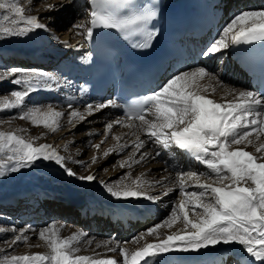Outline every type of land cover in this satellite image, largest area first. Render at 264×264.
<instances>
[{"label": "snow or ice", "instance_id": "snow-or-ice-1", "mask_svg": "<svg viewBox=\"0 0 264 264\" xmlns=\"http://www.w3.org/2000/svg\"><path fill=\"white\" fill-rule=\"evenodd\" d=\"M91 10L86 22L76 23L72 27L75 35L91 42L93 32L97 28L115 29L127 37L129 34L144 31L147 41L158 35L157 30L147 31V25L154 20L158 12L145 11L139 15L120 18L116 11L126 5L129 0H89ZM56 5L50 4L51 11ZM0 10L5 14L0 21H7L9 25L0 23V39L19 36L23 37L34 30H48V26L40 23L36 15H26L25 8L17 0H0ZM145 41L139 47H148ZM264 42V10H246L234 16L221 31L219 38L215 39L201 52L205 59L227 49L230 45H248ZM82 46V45H79ZM136 46V45H134ZM4 77H14L11 83L24 85L23 90H14L10 93L14 100H0V108L13 109L20 107L25 98L32 92L41 88L59 87L55 76L41 70H28L11 68L4 70ZM205 78L216 79L215 74L203 66L183 71L174 75L162 88L146 95L128 107H124L125 115L129 121H139V124H129L137 131H144L147 140L160 145L164 149L172 146L190 154V156L208 170L211 183L201 182L204 173L177 171L175 185L179 188V201L173 205L171 214L160 224L153 225L144 233L133 237L125 244H140L146 236L153 237V242H145L134 251L122 247L119 242L111 246L106 241L103 246L108 252L116 253L122 261L115 258H94L86 255H75L80 251L81 234H75L64 239L55 227H45L38 231V238L45 242L49 254L3 257L4 264H154V258L171 252H199L201 249L215 247L218 244H237L247 253L250 264H264V141L255 146V155L243 148H233V145L253 144L250 137L256 134L260 140L264 134V96H259L248 90L238 93L230 91L234 100L219 103L208 98V86L202 85ZM212 91H215L213 88ZM83 92V88H81ZM108 107H120L116 101L101 103H86L85 112L74 109L71 104L68 123L74 124L76 120L83 121L86 115H93ZM152 113L155 120L146 119V114ZM64 115L49 107L41 111L39 107L22 113L20 119L30 120L33 125L42 123L44 127L56 131L59 119ZM121 124L117 119L105 125L106 131L113 128V124ZM55 125V127H54ZM117 141L121 137H115ZM146 141L137 135L134 148L139 151ZM99 149L100 145L95 146ZM110 153L105 152L107 157ZM156 156L160 155L157 151ZM147 153H141L139 163L144 160ZM155 159V156L152 157ZM124 161L120 166H131ZM54 162L69 177H76L82 181L92 182L96 177L92 174L77 176L66 165V158L47 144L36 146L31 140L15 133L0 132V177L9 173H16L24 168L31 167L36 161ZM93 163L97 160L94 158ZM72 163H79L72 160ZM85 167H87L85 165ZM166 171L168 169H165ZM167 179V177L165 178ZM191 181L199 191H188L185 185ZM148 182L140 179L133 180L131 184L117 183L114 186L105 184V188L113 198H144L156 201L157 197L148 195L145 185ZM160 185L163 181H156L152 187ZM172 187L162 193L167 196ZM177 224L182 225L170 234L161 229H173ZM3 231V229H0ZM19 231L11 243L27 241L25 230ZM89 243L91 241H88ZM8 243V241H5ZM151 258V259H150Z\"/></svg>", "mask_w": 264, "mask_h": 264}, {"label": "bare ground", "instance_id": "bare-ground-1", "mask_svg": "<svg viewBox=\"0 0 264 264\" xmlns=\"http://www.w3.org/2000/svg\"><path fill=\"white\" fill-rule=\"evenodd\" d=\"M168 1L172 3L176 0ZM236 1L237 0H222V2L219 4L220 10L223 12V18L219 23V28L225 25L229 13L232 14V12H236ZM257 1L260 0H256V2ZM33 2L34 4H37L36 1L33 0ZM57 2H61L60 5L54 4L56 7L49 11L48 6ZM41 3L43 2H39L38 4L41 5ZM263 3L264 2H262L261 8H259V10H264ZM249 5L253 7L251 4ZM59 7H66V9H64V12L60 13L58 12L59 10H56ZM68 10L78 12V17L80 18L79 23L86 22L88 13L91 10V4L89 0H48L42 6H39L36 11V16L39 17L40 23L47 25L48 30L39 29L32 31L23 37L14 36L0 39V76L4 75V70L6 69L20 67L21 69L41 70L57 78L60 85L59 87L54 86L50 89L41 88L40 90L32 92L25 99H27L26 101L29 102H35L37 101L38 97V99L41 100L32 106L42 104V102L52 105L51 103L55 102L56 104H54V108L52 109L64 113V115L59 119V126L68 124V115L70 112L68 108L69 104H71L74 109H78L80 112H85V104L78 101L74 96L71 95V93L63 86L61 77H59V75L62 72L68 74L71 70L79 69V62L85 56H88L91 51L90 42L84 40V38L81 36L75 35V29L71 27L68 28V31L72 30L69 39H67L68 32L64 37L58 36L57 30H63V27H60L59 18L66 16ZM5 25H9V22L6 21ZM217 38H219L218 35L215 39ZM212 42L213 36L210 32H208L207 34L202 35L199 39L192 41L190 46L191 48L199 51L207 44L210 45ZM231 51L232 45H230L228 49H224L221 52L215 54V58H213V55L208 57L207 61L205 62L207 66L217 69L219 68L217 74H215L216 79L209 80L208 78H205L201 81L202 85H210V89L207 93H205V95L219 103H227L234 100L235 96L229 95L230 91H235L238 93L240 90H248L256 93L253 89L243 85L235 68H232L230 71L231 62L229 57ZM217 58H220L221 60V65L219 64L220 66L216 64ZM51 64H56V66L48 70V67ZM8 66H10V68H8ZM180 72L182 71H169L163 76L159 87L161 86L164 78H169L170 80L171 77ZM222 75L225 79L229 75L230 79L223 83L220 79V76ZM13 78L14 77H4L2 80H0V83L9 84L7 85V88L6 85L0 86V92L8 91L9 86H11V89L14 86L15 90L24 89V85H15L11 83ZM213 88L215 91H212ZM53 96L55 97L52 98ZM5 110L7 112L10 111V109ZM11 112L14 111L12 110ZM99 112L101 113L98 114L96 112L93 115H86V117L91 116L93 123L91 127L92 131L90 130V132L93 133V136L95 132H97V134H101L103 130L105 131L103 132L102 136L99 137V140L94 142L92 149L87 154L85 153L83 146L84 144H89L90 140L94 139L91 134L89 135L86 133L84 137L71 135L70 140H76V145H72L70 140H67L66 138L64 139V135H60V131H52L51 128L44 127V125L42 126L41 130L29 132L30 130L34 129V127L31 125H26L25 129L23 128V124L19 121L12 124V133L20 135L21 137L27 136L36 146L43 144L51 145L60 155H62L63 150L67 152L69 149H73V147L78 148L75 149L76 151L71 153V157L76 158L75 161H78L79 163L66 161L67 167L71 168L74 172H79L81 170H85L82 168V166H85L88 163L90 168L87 170V174L85 173L77 176H86L92 174L96 177V179L92 182L82 181L76 177L69 176L61 178L56 182L41 181L38 177L36 179L34 174L32 175L31 173H28L31 172L33 165L29 168H25L28 175L25 173V170H22V172L18 171L16 173H9L3 177H0V224L5 226L3 229H8L10 232H14L12 231L13 227L17 230L23 229L25 230L24 235L28 237L26 242L23 240L16 242L17 244L23 242L25 247V250L19 253L18 256L49 254V249L47 248L45 242L35 239V233H39H37V231H29L31 229H28L26 224H30L32 229L41 230L46 227L47 223L52 222L50 220H53L54 217H58V221L61 219L60 222H57L60 229L71 230L66 234H63L62 231H59L61 238L67 239L72 235L79 233L81 234L80 241H82L87 238L88 234L90 235L86 242L87 248L80 250L78 253H75V255H86L94 258H115L122 261L123 258L119 256L118 252H108L103 246L97 247V245H103V243L107 240L101 241L99 244L92 242V239H95L98 234L103 236L111 231L117 232L115 236L118 238L115 239L114 244L116 245V243L119 242L122 247H125L130 251L138 249V247L145 242H153V237L146 236V239L141 240L140 244L124 243L125 241H132L133 237L144 233L146 229H150L147 228L148 223L145 221L146 219H143L145 214L150 216L151 212L157 211L156 215H159L165 208L168 207V200L170 197L168 195L163 196L162 194H159L161 191L158 194L156 193L157 190L159 191V189H162L163 187L151 186L153 184V180H150V177L153 176L154 178V176H156V170L151 172L153 174H144L142 172L143 170L145 172V170L149 168L148 166L155 165L153 161L156 159L155 154L157 151H154L153 148V150L148 148L149 141L147 140L146 132L137 131L133 127L126 126L129 124H139V121H129L128 119L122 117L117 107H108ZM149 114L153 115L152 113ZM117 119L122 121V123H114L111 131H106V124L102 126L103 124L99 123L103 122V120H105V123L114 122ZM149 120H155V116H151ZM79 122V120H76L75 123L71 124L69 127H72ZM86 122L87 120L83 123V126H85V124H91V122ZM4 130L6 131L7 129L5 128L3 131ZM137 135H139L141 140L146 141L142 151L139 150L140 152L137 151L133 146L137 142ZM117 136L121 137L119 144L115 139ZM52 139L54 142H51ZM250 139L253 140V144H249L247 147H245L243 144L239 146L233 145V148H243L250 153L259 155V153H256L255 146L258 145L260 141L264 140H256V135H254V133ZM99 144L102 146L101 151H97L95 147ZM126 146H133L132 154H130L133 160L132 164H134V166H132L133 168L130 170V173L133 174L129 176L124 184H131L133 180L137 179L148 182L145 185V190L147 191L148 195L157 197L156 201H150L144 198L116 199L107 192L104 186L106 183L104 182L106 178L102 176L103 173L101 171L95 170L96 166L99 167L101 164L95 157L98 156L100 152L103 153V149L105 148L107 149V152L110 153L108 156H112V148H114V151L119 152ZM152 146L153 145H151V147ZM154 146H157L158 150L160 149V152H164L165 156H167L168 163L163 164L162 168H164V172H166L165 178L170 175L171 179H165L163 177L164 179L161 180L165 186L172 184V188L174 189L173 195L177 197V203L180 199L179 188L175 185L177 171L191 170L194 172L204 173V175L201 176V182L211 183V180L208 177V170L205 171V167L196 162L190 156V154L178 149L175 146H172L168 149H164L158 144H154ZM252 147L253 149H251ZM145 152L147 153V166L146 163H144L145 161H142L143 164L141 165H145V167L143 168L140 166L143 168V170H140L139 165H136V161L140 157L137 158L136 155ZM174 155L179 158V163H176L173 160ZM154 156L155 159L152 158ZM107 157L104 156L103 158ZM94 158L97 160L95 164L92 162ZM45 163H48L50 167L53 166L55 168L61 169L54 162H43L42 160L36 161L35 166L43 165ZM81 164L84 165L81 166ZM91 164L94 165L91 166ZM160 164L161 163H158L155 166L158 167ZM165 169L168 170L166 171ZM26 175L28 177H26ZM161 180L158 179L155 181ZM185 187L188 191H199V189L196 188L191 181H189ZM69 219L72 223L67 222ZM142 220H144L145 224L140 223ZM160 223L161 222H158L157 224ZM86 225H88V228L91 229V232H86ZM181 226L182 225L177 224L173 229H161V231L165 232V234H170L171 231H175ZM11 234H8V236ZM2 235L3 234L0 235V238ZM88 241L91 242L89 243ZM36 243H40L39 247L41 250L35 248ZM115 245L111 244L110 247ZM154 264H250V258L240 245L218 244L215 247L201 249L199 252H171L162 254L154 258Z\"/></svg>", "mask_w": 264, "mask_h": 264}, {"label": "rangeland", "instance_id": "rangeland-1", "mask_svg": "<svg viewBox=\"0 0 264 264\" xmlns=\"http://www.w3.org/2000/svg\"><path fill=\"white\" fill-rule=\"evenodd\" d=\"M34 1H36L37 2V4H34V2H33V0H17V2L18 3H20L21 4V6H23L24 8H25V12H26V15H36V11H37V8L39 7V6H42L44 3H46L48 0H34ZM39 2H43V3H41V5L40 4H38ZM262 2H264V0H260V1H257L256 2V0H237L236 1V12H232V14L231 13H229V15H228V17H227V20H226V23H225V25L228 23V22H230V20L236 15V13H239L240 12V10H241V12L242 11H246V10H259V8H261V4H262ZM61 3V2H60ZM60 3L59 2H57V3H53V4H59L60 5ZM241 3V4H240ZM249 4H251L253 7H251ZM255 4V5H254ZM264 4V3H263ZM249 7H251V8H249ZM68 8V7H67ZM64 9H66V7H59V8H57L56 10H59L58 12H60V13H62V12H64ZM261 10V9H260ZM5 14V12H4V10H3V12H2V10H0V16H3ZM78 12L77 11H73V10H68V13H67V15L66 16H64V17H58L60 20V27L62 26L63 27V30L62 29H59V30H57V33H58V36H60V37H64L65 35H66V33H67V39H69V36H70V33H71V31L72 30H70V31H68V28H73L72 26L74 25V24H76V23H79V20H80V18L78 17ZM66 21V22H65ZM3 24H5L6 23V21H1ZM0 22V23H1ZM61 27V28H62ZM222 31V30H221ZM221 31H220V34H221ZM219 34V35H220ZM219 35H218V37H219ZM1 45V44H0ZM1 47V46H0ZM228 49V48H227ZM221 55V54H220ZM213 58H215V56L213 55ZM221 58V57H220ZM220 58H217L216 60V64H220V62H221V60H220ZM60 59V58H59ZM58 59V60H59ZM58 62V61H57ZM221 65V64H220ZM219 65V66H220ZM54 66H56V64H51L49 67H48V70H50V69H52ZM200 66H202V65H200ZM205 66H206V64H205ZM209 67H211V66H209ZM8 68H10V66H8ZM15 68H17V69H21L20 67H15ZM213 69L212 70H215V72H212V73H214V74H217V71L219 70V68L217 69V68H214V67H212ZM218 77H219V75H218ZM166 79H169V78H164V80L162 81V84H161V86L163 85V83H164V81L166 80ZM220 79H221V81L224 83V82H227V80L228 79H230V76L228 75L227 77H226V79L223 77V75L222 76H220ZM3 85H6V88H7V85H9V84H5V83H0V86H3ZM208 85V89H210V85L209 84H206V86ZM161 86L158 88V89H160L161 88ZM220 86V85H219ZM1 88V87H0ZM15 90V87L13 86V88L11 89V86H9V88H8V91H4V92H0V96H1V98H0V100H4V99H8V100H11V95H10V93L12 92V91H14ZM19 90H21V89H19ZM6 93V94H5ZM8 95V96H7ZM7 96V97H6ZM15 98L14 97H12V100H14ZM27 99H25L24 100V102H23V104L20 106V107H18V108H16V111H15V108H13V109H10V111L9 112H7L4 108L2 109V108H0V110H1V112H0V132H5V133H9V132H11V131H13L12 130V124H14V123H17L18 121L19 122H21L22 124H23V128H25L26 129V125H31L32 127H34V129L33 130H30L29 132H35V130H41V128H42V126H43V124L42 123H40V124H38V125H33L32 124V122L30 121V120H23V119H20V115L22 114V113H26V112H28V111H30V110H32L33 108H36V107H39L40 109H41V111L43 112V111H46V109L47 108H49V107H52V108H54V104H56L55 102H53V103H51L52 105H50L49 103H47V104H45V103H43L42 102V104L43 105H40V106H29L30 104H29V101L27 102L26 101ZM43 101V100H42ZM31 108H29V107ZM60 107V106H59ZM61 108V107H60ZM5 110V111H4ZM14 111V112H11V111ZM2 113V114H1ZM98 114L99 113H101V112H97ZM97 114V115H98ZM11 116V117H10ZM151 116H153V115H150L149 114V117L147 118L148 120L151 118ZM89 119V120H88ZM10 120V121H9ZM87 120V122L86 123H88V122H91V124H85V126H83V123L85 122ZM13 121V122H12ZM105 120H103V122H99L100 124H103L102 126H104L105 124H107V123H105L104 122ZM7 122H9V123H7ZM92 119H91V116H87L83 121H80L79 123H77L76 125H74V126H72V127H69L70 126V124L68 123L67 125L66 124H64V125H60L56 130L57 131H60V135H64V139L66 138L67 140H70V137H71V135H74V136H83L84 137V135L86 134V133H88L89 135L91 134L92 136H93V133H91L90 132V130L92 131ZM5 125H7V126H5ZM4 126V127H3ZM79 126V127H78ZM7 129L6 131L4 130L3 131V129ZM112 130V129H111ZM110 130V131H111ZM102 131V130H101ZM103 132H105L104 130L101 132V134H97V132H95L94 133V136H93V140H90V143L89 144H84V150H85V153L87 154V153H89L90 152V150L92 149V147H93V144H94V142L95 141H97V140H99V137L100 136H102V134H103ZM12 133V132H11ZM254 135H256L255 133H254ZM261 136L262 137H260V139L261 140H264V134H261ZM23 138H26V140H30L27 136H25V137H23ZM51 142H54L53 141V139L51 140ZM70 143L72 144V145H76V140L75 139H72V140H70ZM120 142L118 141V144H119ZM153 145L152 147H151V145ZM100 145V147H99V149H97L96 148V150L97 151H101L102 150V146H101V144H99ZM134 146V145H133ZM133 146H126V147H124V149H122L121 151H114V148H112L111 149V154H112V156H108L107 158H103L104 157V153L105 152H107V149L105 148V149H103L104 150V152L103 153H99L98 154V156H96L95 158H97L98 159V161L101 163L100 165H99V167H97L96 166V168H95V170H99V171H101L102 173H103V177L104 178H106L105 179V181L104 182H106L105 184H107L108 186H114L115 184H117V183H120V184H124L126 181H127V179L129 178V176L130 175H132L133 173H130V170L133 168L132 166H134V164H132V162H133V160L131 159V161H130V163H131V166L129 167H127V166H125V167H121L120 165L124 162V161H128L129 160V157H131V154H132V151H133ZM157 146H154V144L152 143V142H148V148L150 149V150H153L154 149V151H159L160 152V149L158 150V147L156 148ZM153 148V149H152ZM75 149H78V148H76V147H73V149H69L67 152L66 151H62V155L66 158V161H70V162H72V160H76V158H73V157H71V153H73V151H76ZM251 149H253V147L251 148ZM106 150V151H105ZM131 151V152H130ZM140 151H142V149H140ZM139 151V152H140ZM114 152V153H113ZM131 153V154H130ZM140 154H138V155H136V157L137 158H139L140 156H139ZM102 156V157H101ZM156 156V155H155ZM140 159V158H139ZM139 159H137V161L139 160ZM147 159H146V157L144 158V160H142L144 163H146V166H147V161H146ZM167 160V156H165V154H164V152H160V155L159 156H156V159H155V161L157 162H155V161H153L154 163H155V165L156 164H158V163H161L158 167H156L155 165H152V166H148L149 168L147 169V170H145V172H144V170H143V168L145 167V165L143 166V165H141V164H143V162L142 161H140L139 163H136V165H139V167L140 166H142V167H140L139 169L140 170H143L142 172L144 173V174H147V173H151L152 171H154V170H156V172H157V174H156V176H154V178H153V176H151L150 178V180H153V184L156 182L155 180H163L164 178H165V173L166 172H164V168H162V165L163 164H166V163H168V160ZM165 161V162H164ZM44 162V161H43ZM142 162V163H141ZM48 163H45V164H43V165H37V166H35L36 165V162L33 164V166H32V168H31V172H28L29 174L31 173L32 175L34 174V176H36L35 178L37 179V177L41 180V181H49V182H56L57 180H59V179H61V178H65V177H67V175L64 173V171H63V169H59V168H55V167H53V166H49V164L47 165ZM95 164V163H94ZM94 164H91V166L92 165H94ZM151 164V163H150ZM45 165V166H44ZM82 165H84V164H81V166ZM86 166L87 167H85V166H82V168H84L85 170H81V171H79V172H76L77 173V175H80V174H87V170H89V165H88V163L86 164ZM154 166V167H153ZM35 167V168H34ZM138 169V170H139ZM22 170H25V168L24 169H21L19 172H22ZM129 170V171H128ZM207 169L205 168V171H206ZM135 172V171H134ZM25 173H26V170H25ZM25 173H24V175H25ZM28 173H26L27 175H28ZM23 174V173H22ZM151 174H153V173H151ZM26 175V177H28ZM159 175V176H158ZM164 175V176H163ZM98 177V176H97ZM157 177V178H156ZM159 177V178H158ZM164 177V178H163ZM167 179H171V177H170V175L169 176H167ZM23 180H25V179H23ZM27 180H28V178H27ZM26 181V180H25ZM104 184V185H105ZM167 185V184H166ZM169 185V186H168ZM167 186H164L162 189H159V191L157 190V194L159 193V194H162L163 193V190L164 191H166L167 190V188L168 187H172V184H168ZM156 187H160V185L158 186V185H156ZM174 190V189H173ZM173 192L174 191H171L169 194H168V196L170 197L169 198V200H168V207L167 208H165L163 211H162V213H158L159 215H156V212L157 211H154V212H151L150 213V216L149 215H147V214H145L144 215V218L143 219H146L145 221L148 223V227L147 228H151L153 225H156L158 222H162L165 218H167V217H169L170 216V214H171V211H172V208H173V205L174 204H176L177 203V197L175 196V195H173ZM54 218H56L57 220H58V217H54ZM162 219V220H161ZM57 220H55L54 222H49L50 223V225L48 226V223H47V225H46V227H55V229H57V230H59V231H62V233L63 234H66V233H68L69 231H71L70 229H60V227L58 226V224H57V222H60V220L59 221H57ZM50 221H52V220H50ZM62 222V221H61ZM67 222H70V219L67 221ZM70 223H72V222H70ZM140 223H143V224H145L144 223V220H142V222H140ZM30 224H26V227L28 228V226H29ZM0 227H2V228H0V229H3V228H5V226L3 225H1L0 224ZM4 230H5V232H4ZM7 230V231H6ZM85 230H86V232H91V229L90 228H88V225H86V228H85ZM29 231H32V230H29ZM9 232V233H8ZM88 232V233H89ZM0 233L1 234H3L2 236H4V237H2L1 236V238L3 239H1L0 238V264H4V262H3V257L5 256V255H7L9 258L11 257V256H18V254L19 253H21L22 251H24L25 250V247H24V243L23 242H21V243H16V244H12L11 243V240H12V238L15 236V235H18L19 234V231H16V233L15 232H10L8 229H3V232L2 231H0ZM12 233V234H11ZM37 233H39L38 231H37ZM116 233L117 232H114V231H111V232H109V233H107V234H105V235H101V234H98V236L95 238V239H92V242L94 243H96V244H99V242H101V241H104V240H107V241H112V245H115L114 244V241H115V239H117L118 237H116L115 235H116ZM0 234V235H1ZM5 234V235H4ZM8 234H11L10 236H8ZM35 235H36V237H35V239H38V240H40L39 238H38V236H39V234H36L35 233ZM7 236V237H6ZM90 237V235L88 234V236H87V238L86 239H84V240H82V241H80V243H79V248H80V250H82V249H84V248H87L86 247V242H87V240H88V238ZM5 241H8V243H5ZM40 246V243H36V246H35V248L36 249H39V250H41V248L39 247ZM122 246V245H121Z\"/></svg>", "mask_w": 264, "mask_h": 264}]
</instances>
